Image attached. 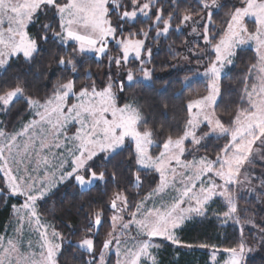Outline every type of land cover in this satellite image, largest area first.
<instances>
[{"label": "snow or ice", "instance_id": "1", "mask_svg": "<svg viewBox=\"0 0 264 264\" xmlns=\"http://www.w3.org/2000/svg\"><path fill=\"white\" fill-rule=\"evenodd\" d=\"M222 7L220 0H195L184 10L178 0H171L170 8L159 0H0V78L11 62L22 58L31 64L42 52L66 74L43 98L29 95V85L19 76L10 86L6 79L0 84V112L23 101L31 116L14 131L0 122V195L23 197L19 207L13 205L18 227L11 236L0 235V264H60L65 244L87 254L84 264H158L160 245L154 238L180 245L176 233L185 222L210 212L240 233L239 243L223 250L228 253L224 264H243L252 250L245 228H255L264 239V228L251 217L242 219L239 208V200L248 196L264 203V173L253 175L252 167L257 159L264 163V0H232L218 25L214 15ZM141 21H151L147 30L133 31ZM187 28L186 51L198 58V66L203 60L204 68L185 76L183 83L187 87L202 78L206 94L187 100L182 133L165 135L147 126L135 102L121 103V94L151 81L149 45ZM246 46L255 52L256 62L242 77L238 106L226 124L217 111L229 95L221 82ZM169 48L174 57L181 55ZM87 55L98 64L106 61L103 78L97 73L99 86L90 68L83 73L90 82H79ZM70 127L75 129L71 134ZM212 139L223 141L219 150L212 157L201 154ZM129 147L133 187H141V172L147 170L159 174V183L142 197L114 188L107 206L111 215L93 208L79 239L67 240L43 217L40 203L69 182L81 194L116 183V172L105 164ZM218 202L223 210L214 212ZM105 224L110 230L98 247ZM25 226L38 240L24 239Z\"/></svg>", "mask_w": 264, "mask_h": 264}, {"label": "trees", "instance_id": "2", "mask_svg": "<svg viewBox=\"0 0 264 264\" xmlns=\"http://www.w3.org/2000/svg\"><path fill=\"white\" fill-rule=\"evenodd\" d=\"M178 3L181 10L191 9L192 5L195 4V0H178ZM220 3L223 7L219 14L214 15V19L218 25H223L224 20L227 18L226 13L232 6V0H220ZM159 4L162 7L167 6L170 8L171 0H168L167 5H165V0H159ZM41 19L43 20L44 18L42 17ZM150 23L151 21H141L132 30L137 31L140 28L147 30ZM36 30V27L30 28L33 33ZM189 32V28L184 29L183 34L172 32L170 38H161L154 44H150L149 46L153 49V58L148 66L154 69L151 81L127 89L126 96L121 94V103L135 102L141 109L147 121V126L161 129L165 135L172 134L175 136L181 134L187 117V100L206 94V81L204 79L194 78L193 82L187 87L183 83L185 76L193 77L195 71L203 70L204 61L201 60L198 66V58L194 57L190 64L182 67L178 66L188 53L183 41L189 39ZM170 45L181 55L174 57L170 51ZM113 54H116L115 49H113ZM255 58V52L250 48H245L238 54L236 66L231 70L229 76L221 82L222 91L227 90L229 95L225 104H222L217 111L226 124L238 106L239 92L243 86L242 77L248 66L256 62ZM82 60L84 66L80 69L79 82H90L83 75L84 70L90 68L93 72L92 79L99 86L100 78H103V74L106 71V61L104 64H98L96 58L92 55L84 56ZM97 73L100 74V78L97 77ZM65 75L64 72L57 69L55 61L50 57L49 53L42 52L31 64L26 63L22 58L11 62V67L0 78V84H3L6 79L9 81L8 86H10L11 83L15 82V77L19 76L29 85V95L43 98L51 94L53 85L58 80L64 79ZM68 75L70 76V74ZM229 103L231 104L230 108L227 107ZM29 117V110L25 103L21 101L10 112L4 114L3 122L8 131H14L24 121H27ZM155 138L158 139V137ZM222 143V140L215 139L206 141V146L200 149V153L206 152L212 157L219 150L217 145ZM188 145L190 147V144ZM132 150L130 147L127 148L116 156L111 163L105 164L108 170L116 172V183L109 181L107 185L99 184L83 194L71 182L62 185L58 190L54 191V194L46 203H40L39 209L43 217L52 222L67 240L75 242L80 237V230L87 223L86 213L93 208H104L106 216L111 215L107 206L108 199L114 188H123L133 193L139 192L140 197L154 189L159 183V175L154 171L141 172L142 185L140 188H134L130 183L133 177L128 170L127 161L131 156ZM153 154H157L155 149ZM97 163L99 164L101 161L98 160ZM0 177H2V174H0ZM0 183H2V180H0ZM140 197L135 198L139 199ZM240 209L246 217H251L255 224L260 228H264V224L261 223L264 220V208L255 198L241 199ZM11 215L12 203L8 200L7 195H0V235L3 234L6 225L11 219ZM108 230H110V224H105L97 241L98 247ZM246 231L247 240L252 244H256L258 238L262 235L252 227H247ZM179 238L181 240L180 245H174L170 242L166 243L167 248L163 252V257L167 258L168 261H174V257L181 253V246L188 247L187 245H192L190 248H197L201 245L205 247L218 245L223 249L234 247L240 241V233L235 226H222L218 220L208 215L182 229ZM87 258L86 253H81L78 248L65 244L60 257V264H84V260ZM112 259H114V256ZM246 264H264V240L260 244L259 251L248 258Z\"/></svg>", "mask_w": 264, "mask_h": 264}, {"label": "rangeland", "instance_id": "3", "mask_svg": "<svg viewBox=\"0 0 264 264\" xmlns=\"http://www.w3.org/2000/svg\"><path fill=\"white\" fill-rule=\"evenodd\" d=\"M189 30H190V28H189ZM201 47H203V45H201ZM245 48L252 49L249 46H246ZM186 56L188 57V59L185 60L183 58V60L178 64L179 67H182V66H184L186 64H190V62H192V60L195 57L189 52L187 53ZM202 71L203 70H201L200 72H202ZM4 114L5 113L0 112V122H3ZM30 118H31V116L29 117V119ZM27 121H24L23 123H26ZM3 124L5 126L4 122H3ZM19 128L17 130H19ZM74 130H75L74 128L70 127L69 130H68L69 134H71ZM204 131H207V129L205 128ZM205 144H206V142H205ZM186 147H189V145L187 143H186ZM190 147H191V145H190ZM252 167H253V175L259 176L262 173H264V163L260 162L258 159H257V161L254 163V165ZM150 171H152V170H150ZM155 173H157V172H155ZM253 183H258V181L254 180ZM7 198L12 203V215H11V219L8 222V224L6 225L2 235L11 236L14 233V229L18 227V224H17V218L18 217H17L16 212L13 209V205H16L17 207H19V205L22 204V202H23V197H16V196H12V195H7ZM250 198H255V197L254 196H248V197H246L244 199H250ZM240 200H239V208H240ZM260 203L262 204V206L264 208V203H262V202H260ZM212 208H213L214 212L215 211H222L223 210L222 202H218L216 204H213ZM240 212H241L242 219L246 218V216L243 214L241 209H240ZM208 215L211 218L216 219V217L211 212ZM199 219H202V218L201 217H194L193 219H191L189 221H186L185 224L182 226V228L180 230H178V232L176 234L179 236V234L182 231V229L187 227L190 223H193L194 221L199 220ZM216 220H218V219H216ZM46 221L49 222L50 224L54 225L52 222H50L48 220H46ZM218 221L221 223L220 220H218ZM221 225L222 226H228V225L232 226L231 224H228V225L221 224ZM248 227H251V226H248ZM246 228H245V232H244V238H245V241H246L247 245L252 250L245 253L243 264H246L247 259L250 258L251 256H254L259 251L260 244L264 240L261 237H259L258 238V242L256 244H252L250 241L247 240ZM22 235H23L25 240H28V239H31L33 241L38 240V236L36 235V233L29 232L27 230L26 226H25V229H24ZM154 242L160 245V247L156 250V253H155L156 257H157L158 264H224V261L228 259V253L223 251L224 249L219 247L218 245H213V246H209V247H205V246L201 247L200 246V247H197V248H190V247L181 246L180 247L181 253H178L174 257V261L173 260L172 261H168L167 258L163 257L164 256L163 252H165V250L167 248V244L166 243L167 242L172 243V242L171 241H167V240H165L162 237L154 238ZM214 253H215V260L213 259V254Z\"/></svg>", "mask_w": 264, "mask_h": 264}]
</instances>
